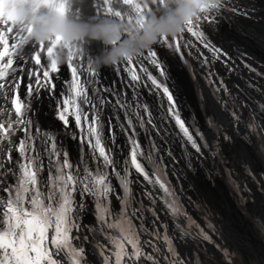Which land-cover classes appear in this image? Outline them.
<instances>
[{
  "label": "snow or ice",
  "instance_id": "snow-or-ice-1",
  "mask_svg": "<svg viewBox=\"0 0 264 264\" xmlns=\"http://www.w3.org/2000/svg\"><path fill=\"white\" fill-rule=\"evenodd\" d=\"M254 11L239 0H216L188 20L177 36L162 37L156 44L180 53L181 59V49L188 50L203 69L212 95L230 111L234 125L243 124L248 130L242 138L256 135L264 140V126L255 114L249 121L241 119L237 101L243 104V100L226 82L239 72L236 60L202 30L205 23H218L222 13L247 17ZM185 32L210 55L193 40L185 39ZM50 52L43 45L34 47L22 32L0 21V264H201L199 258L189 260L186 253H181L178 242H211L208 231L188 211L185 198L197 210L203 211L204 206L186 197L184 186L178 188L169 176L187 179L184 169L195 173L193 161L205 155L202 149L226 167L229 161L220 142L221 125L212 117L207 119L209 138L196 123L182 118L167 84L166 67L153 47L121 62L131 80V100L114 87L102 86L89 64L85 69L74 63L85 56L66 64L71 80L63 81L66 87L59 94L62 99L57 98L54 80H60V76L53 74H59L62 66L45 62ZM217 61L223 73L216 67ZM133 65L139 66V74ZM147 65L158 70L163 79L154 76ZM244 67L255 71L248 64ZM116 71L119 73L120 68ZM85 72L88 77L82 82L80 77ZM144 77L151 83L150 91L162 92L167 98V108L159 115L141 98V85L148 86ZM247 86L254 87L250 81ZM233 87L243 92L239 84ZM42 94L56 100L64 134L78 141L77 158L71 157L55 130L42 129L35 117L38 109L33 104L42 102ZM106 106H110V113ZM258 108L264 112V104H258ZM70 116L78 134L68 129ZM170 120L175 122L177 132L172 131ZM115 129L125 137L123 147ZM223 140L230 141V137L225 134ZM261 147L264 150V145ZM181 161L183 167L177 170L175 165ZM227 176L234 192L249 191L247 185L241 188L232 178L230 169ZM239 200L241 205L246 203L243 195ZM89 214L93 221H86ZM251 219L264 234V220ZM206 227L215 231L210 221ZM224 255L230 261L227 250Z\"/></svg>",
  "mask_w": 264,
  "mask_h": 264
},
{
  "label": "bare ground",
  "instance_id": "bare-ground-1",
  "mask_svg": "<svg viewBox=\"0 0 264 264\" xmlns=\"http://www.w3.org/2000/svg\"><path fill=\"white\" fill-rule=\"evenodd\" d=\"M239 3L252 7L255 11L247 17L222 13V16L218 18V23L215 25L205 23L202 30L216 46L227 51L239 66V72L228 77L226 82L233 93L239 92L240 99L243 100V104L237 101L239 105L237 110L241 114V119L249 121L255 114L261 126H264V112H260L258 108V104H264V0H239ZM184 36L185 39L193 40L206 55H210L199 42L195 41L194 37H191L190 33L185 32ZM152 47L157 49L158 58L166 67L167 84L173 91L182 118L188 123H196L202 131L208 133L209 138H211V133L208 132L206 121L209 117L214 118L221 125L220 142L223 145L224 155L229 161L225 167L214 162L208 151L202 149L205 155L193 161L195 173L184 169L187 172V179L169 176L178 188L181 185L184 186L186 197H191L193 201L200 202L204 206L203 211L197 210L188 205L185 198L188 211L211 236V242L191 240L186 243L178 242V250L186 253L189 260L194 261L199 258L201 264H264V234L258 232L251 219V217H256L264 220V150L261 147L264 145V140L256 135L249 136L248 140L242 138L248 130L243 124L234 125L230 111L224 110L221 103L212 95L202 75L203 69L200 68L197 60L188 55V50L181 49L184 56V59H181L180 53H173L157 44ZM192 52L196 56L199 55L195 49H192ZM17 63H22V61L17 60ZM74 63L82 64L86 69L88 58L85 56ZM244 64H248L255 71H249ZM32 66L37 67L34 62ZM133 66L139 74V66ZM147 66L154 76L160 80L163 79L159 77L158 70L151 65ZM216 67L223 73V66L219 61L216 62ZM117 68H120L119 73L116 71ZM97 73L102 86L114 87L118 92L126 93L127 98L131 100L132 88L128 86L131 80L128 73L123 71L122 63L104 68ZM53 75L60 76V80H54V82L57 83L55 96L61 98L59 94L66 87L63 81L71 80V70L64 65L59 74ZM87 77L88 74L85 72V75L80 77L81 81L83 82ZM143 79L148 86L141 85L139 89L141 98L159 115L167 108V98L162 92L157 93L154 89L150 91L149 89L152 88L150 81H147L146 77ZM249 81L254 87L247 86ZM173 84L175 88L172 87ZM233 84H239L243 92L234 88ZM89 94L91 95V90ZM104 95L113 103L115 102V98L110 94L104 93ZM220 95L224 96L223 93ZM224 98L227 99L226 96ZM33 108L38 109L34 115L42 129L55 130L69 150L71 157L77 158L78 141L64 134L65 127L58 118L56 100L49 99L47 94H42V102L34 103ZM106 112L110 113V106H106ZM121 119L123 120L122 113ZM69 121L68 129L78 134L79 130L75 127V121L71 116ZM169 122L172 124V131L177 132L175 122L171 120ZM115 131L118 143L123 147L125 137L118 129ZM225 134L230 137V141L223 140ZM141 139L143 140V133H141ZM191 151L194 152V150ZM179 154L177 146L176 155L179 156ZM175 167L177 170L181 169L183 162L176 164ZM229 169L233 173L232 178L240 183L241 188L247 185L249 191L240 194L234 192L227 176ZM246 169L251 172V175L247 174ZM113 183L116 184V181L113 180ZM240 195L246 199L243 205L240 204ZM161 218L165 217L162 215ZM85 219L86 221L94 220L91 214ZM209 221L214 225L215 231L206 227ZM225 250L231 254L230 261L224 255Z\"/></svg>",
  "mask_w": 264,
  "mask_h": 264
},
{
  "label": "clouds",
  "instance_id": "clouds-1",
  "mask_svg": "<svg viewBox=\"0 0 264 264\" xmlns=\"http://www.w3.org/2000/svg\"><path fill=\"white\" fill-rule=\"evenodd\" d=\"M215 3L216 0H0V21L22 32L34 47L43 45L46 52L51 49L45 57L49 65L60 67L87 56L89 67L99 72L135 59L162 37L177 36L188 20Z\"/></svg>",
  "mask_w": 264,
  "mask_h": 264
}]
</instances>
